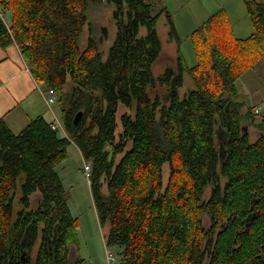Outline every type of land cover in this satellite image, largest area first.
<instances>
[{"label":"trees","instance_id":"trees-1","mask_svg":"<svg viewBox=\"0 0 264 264\" xmlns=\"http://www.w3.org/2000/svg\"><path fill=\"white\" fill-rule=\"evenodd\" d=\"M243 3L248 37L232 36L220 10L191 33L196 64L178 49V73L156 76V25L168 16L150 0H0V48L16 46L55 94L66 134L42 116L15 134L0 116V264H69L78 221L55 168L70 143L91 167L119 264H264V115L255 122L236 85L264 62V0ZM93 4L112 9L106 54L105 29L81 46ZM168 37L179 44L173 25ZM183 75L191 83L180 97ZM245 122L259 131L253 140Z\"/></svg>","mask_w":264,"mask_h":264},{"label":"rangeland","instance_id":"rangeland-1","mask_svg":"<svg viewBox=\"0 0 264 264\" xmlns=\"http://www.w3.org/2000/svg\"><path fill=\"white\" fill-rule=\"evenodd\" d=\"M150 1L157 9L165 8L168 16L165 18V15H162L156 25L161 42V53L153 67L156 76L167 68H171L176 74L178 73L176 67L177 48L188 67H193L196 64L197 61L190 41L191 33L209 16L220 10L225 13L228 26L235 38L244 39L253 32L243 0ZM111 11V7L105 4H93L89 7L87 12L89 25L84 29L81 36L82 47L85 46L90 35L96 40H100L105 29L107 35L99 44V49L103 54H106L115 33V27L111 21ZM168 22H171V25ZM172 25L179 40L178 45L169 40L168 37V31ZM0 52L6 54L5 60L0 65V81L5 84L4 88L0 89V98L3 99L4 106L9 107L10 110L9 115L5 118L8 127L17 134L38 115L48 121L52 120L50 109L43 99V97L48 98L49 93L44 90V87L38 86L30 73L26 71L20 53L10 47L0 48ZM262 62L256 65L254 69L246 72L236 84L239 94L238 100L253 108L256 123L264 115V62ZM190 83L189 77L183 75V86L178 90L180 97L185 91H188ZM155 92L163 95L165 89H158ZM155 92L153 91L152 94H156ZM51 109L58 117L57 105L51 106ZM123 111L122 108L119 115ZM242 127L249 134L251 140L259 132L248 122L243 123ZM66 149L67 159L55 168V172L68 192L70 212L78 221L77 243L70 247L69 264H73L78 257L84 259L87 264H119V248L106 245L107 227L100 224L97 216L90 185L91 167L82 158L73 143L68 144ZM168 171V166H164L165 180ZM23 180L24 176L18 182L16 201L21 194L20 186ZM33 198H35L34 195L31 196V200H34ZM20 208L21 206L16 202L15 209ZM109 254H111L110 258H108Z\"/></svg>","mask_w":264,"mask_h":264},{"label":"built area","instance_id":"built-area-1","mask_svg":"<svg viewBox=\"0 0 264 264\" xmlns=\"http://www.w3.org/2000/svg\"><path fill=\"white\" fill-rule=\"evenodd\" d=\"M43 99H44L46 106L49 107L50 113L52 115V120H53L52 128L61 131V133L66 137L64 129L62 127L61 120L56 116L54 111H52V109H51V106H54L57 104V99H56L55 94L53 92H50L48 95V98L43 97ZM110 257H111V255L109 254L108 258H110Z\"/></svg>","mask_w":264,"mask_h":264},{"label":"crops","instance_id":"crops-1","mask_svg":"<svg viewBox=\"0 0 264 264\" xmlns=\"http://www.w3.org/2000/svg\"><path fill=\"white\" fill-rule=\"evenodd\" d=\"M209 17H210V16H209ZM207 19H208V18H207ZM205 21H206V20H205ZM10 48L15 49L16 51H18L16 46H10ZM177 50H178V48H177ZM176 52H177V51H176ZM18 53H19V51H18ZM19 55H20V54H19ZM5 56H6V54H5L4 52H0V65L2 64L3 60H5ZM23 63H24V61H23ZM24 65H25V64H24ZM25 66H26V65H25ZM26 71L29 72V71L27 70V68H26ZM4 86H5V84H4L3 82L0 81V89L4 88ZM8 108H9V107H5V106H4L3 99L0 98V116L4 117V120H5L6 116L9 115L10 110H9ZM38 116H40V115H38ZM36 117H37V116H36ZM58 117H59V115H58ZM5 121H6V120H5ZM50 121H51V120H50ZM6 123H7V122H6Z\"/></svg>","mask_w":264,"mask_h":264},{"label":"water","instance_id":"water-1","mask_svg":"<svg viewBox=\"0 0 264 264\" xmlns=\"http://www.w3.org/2000/svg\"><path fill=\"white\" fill-rule=\"evenodd\" d=\"M79 117H80V115L78 114V115L76 116L75 120H74V123H76V122L78 121Z\"/></svg>","mask_w":264,"mask_h":264},{"label":"bare ground","instance_id":"bare-ground-1","mask_svg":"<svg viewBox=\"0 0 264 264\" xmlns=\"http://www.w3.org/2000/svg\"><path fill=\"white\" fill-rule=\"evenodd\" d=\"M111 255V254H110Z\"/></svg>","mask_w":264,"mask_h":264}]
</instances>
